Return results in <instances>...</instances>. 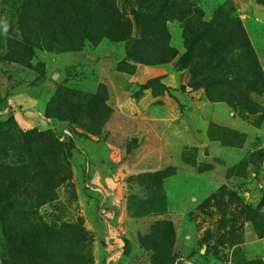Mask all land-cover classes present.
<instances>
[{"label": "rangeland", "instance_id": "374dc122", "mask_svg": "<svg viewBox=\"0 0 264 264\" xmlns=\"http://www.w3.org/2000/svg\"><path fill=\"white\" fill-rule=\"evenodd\" d=\"M41 1L0 0V239L26 220L62 232L47 264L264 263V0H189L175 56L132 73L125 42L77 35V0Z\"/></svg>", "mask_w": 264, "mask_h": 264}, {"label": "trees", "instance_id": "16d2710c", "mask_svg": "<svg viewBox=\"0 0 264 264\" xmlns=\"http://www.w3.org/2000/svg\"><path fill=\"white\" fill-rule=\"evenodd\" d=\"M178 2L179 0H135L137 8L131 12L133 20L131 22L119 13L115 0H77L80 7L73 14L74 26L77 28V35L90 42H97L104 37L114 42H125V57L118 66L132 73L135 71V66L126 60L149 65L168 62L175 56V50L168 45L167 20L184 19V22H188L200 12L193 8L189 0H185L183 7L178 5ZM41 3V0H36L35 6L38 5L39 8ZM203 25L206 26L205 23ZM132 26L137 32L134 37L131 35ZM238 27L240 29V26ZM244 41L245 51L251 54L256 66L250 44L246 38ZM26 45L30 48L28 39ZM193 54V43L189 42L186 51L177 58L175 68L181 70L191 66L194 60ZM210 57L214 58V56ZM228 73L233 74V77L229 79L226 77L221 84L227 86L229 97L233 98L236 95L247 101V92L250 89L245 76H239V71ZM250 73L260 76L257 66L251 69ZM261 81H263L262 77ZM202 87L206 86L202 80H197L180 85L179 90L187 93ZM251 90L258 92V87L253 85ZM238 105L240 106L241 103ZM242 105L246 106V104ZM37 233V224L31 225L26 220L16 223L10 230H4L0 239V264H47L45 258H48L52 249L62 243V232L53 229L47 233L45 242L39 241Z\"/></svg>", "mask_w": 264, "mask_h": 264}, {"label": "built area", "instance_id": "2783aa9c", "mask_svg": "<svg viewBox=\"0 0 264 264\" xmlns=\"http://www.w3.org/2000/svg\"><path fill=\"white\" fill-rule=\"evenodd\" d=\"M185 264H196L195 261L192 260H183Z\"/></svg>", "mask_w": 264, "mask_h": 264}, {"label": "clouds", "instance_id": "9594fccd", "mask_svg": "<svg viewBox=\"0 0 264 264\" xmlns=\"http://www.w3.org/2000/svg\"><path fill=\"white\" fill-rule=\"evenodd\" d=\"M4 29H5V31L7 30V23L6 22L4 23Z\"/></svg>", "mask_w": 264, "mask_h": 264}]
</instances>
